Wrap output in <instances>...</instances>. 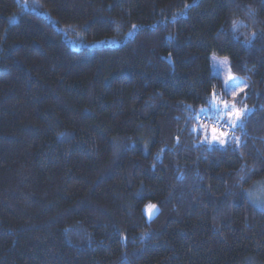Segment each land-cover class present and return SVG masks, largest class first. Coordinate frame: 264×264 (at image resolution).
<instances>
[{
    "label": "trees",
    "instance_id": "1",
    "mask_svg": "<svg viewBox=\"0 0 264 264\" xmlns=\"http://www.w3.org/2000/svg\"><path fill=\"white\" fill-rule=\"evenodd\" d=\"M263 205L264 0H0V264H264Z\"/></svg>",
    "mask_w": 264,
    "mask_h": 264
},
{
    "label": "rangeland",
    "instance_id": "2",
    "mask_svg": "<svg viewBox=\"0 0 264 264\" xmlns=\"http://www.w3.org/2000/svg\"><path fill=\"white\" fill-rule=\"evenodd\" d=\"M210 60L212 74L223 81V91L220 94H215V100H213L212 97L209 106L203 109L204 111L200 110V112L198 113L200 119H198L196 129L202 135V140L204 141V143L208 144L209 146L216 145L219 147H225V144L226 142H228V139L230 140L231 137H234L235 134L233 129H236V127H231L230 121L235 120V116L230 115L229 113L224 111V105L222 101L226 100L230 107L232 105H235L236 110L241 113L240 119L236 121L237 125H239L242 117L246 116L251 112L250 109H242L237 105V99L239 98V95H242L245 92L248 87V83L245 79L232 74L230 70V63L227 58L219 57L217 55H211ZM233 85H235V87H233ZM213 103L217 105V109L213 108ZM213 125H224V127H218L216 134L217 136H219L220 131L226 132L227 137H221V139H225V143L221 144L218 141L212 140L211 128ZM255 189L253 197H258V194H263L260 193L262 192V189L258 187ZM259 206L262 207V205ZM156 212L157 209L155 208L151 216H149L145 208V215L148 220L152 219L155 216Z\"/></svg>",
    "mask_w": 264,
    "mask_h": 264
},
{
    "label": "snow or ice",
    "instance_id": "3",
    "mask_svg": "<svg viewBox=\"0 0 264 264\" xmlns=\"http://www.w3.org/2000/svg\"><path fill=\"white\" fill-rule=\"evenodd\" d=\"M235 27V25H234ZM231 79V77H230ZM233 87H235V85H233ZM215 93H213V100H215ZM223 105H224V111L229 113L230 115H233L235 116V120H231L230 121V124H231V127H236L238 126L236 121H238L240 119V116H241V113L239 111L236 110L235 108V105H232L231 107L228 105V102L225 100V101H222ZM213 108L214 109H217V105H215L213 103ZM201 111H204L203 109ZM197 119H200V117L198 116ZM203 127V125H202ZM218 127H224V125H213L212 128H211V132H212V140L213 141H218L219 143H225V139H221V137H227V133L226 132H223V131H220L219 132V136H217V130H218ZM195 130V129H194ZM156 206L155 205H149L147 208H146V212L149 214V216H151L152 212L155 210Z\"/></svg>",
    "mask_w": 264,
    "mask_h": 264
}]
</instances>
